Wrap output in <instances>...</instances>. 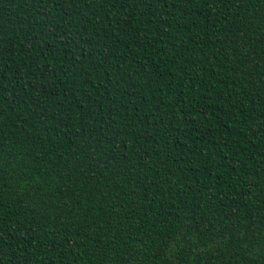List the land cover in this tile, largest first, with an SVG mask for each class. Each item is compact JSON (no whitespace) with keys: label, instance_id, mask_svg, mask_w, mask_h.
Segmentation results:
<instances>
[{"label":"trees","instance_id":"obj_1","mask_svg":"<svg viewBox=\"0 0 264 264\" xmlns=\"http://www.w3.org/2000/svg\"><path fill=\"white\" fill-rule=\"evenodd\" d=\"M0 264H264V0H0Z\"/></svg>","mask_w":264,"mask_h":264}]
</instances>
